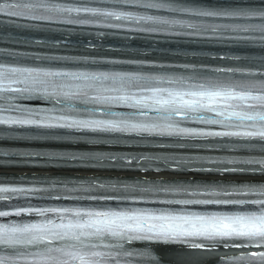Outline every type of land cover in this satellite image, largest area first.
<instances>
[{
    "label": "snow or ice",
    "instance_id": "snow-or-ice-1",
    "mask_svg": "<svg viewBox=\"0 0 264 264\" xmlns=\"http://www.w3.org/2000/svg\"><path fill=\"white\" fill-rule=\"evenodd\" d=\"M122 6H134L144 14L131 11H103L87 6H73L68 0H6L0 3V14L25 20L51 23L59 17L69 24H90L89 17H103L142 25L141 32H172L183 30L188 36H213L233 42H254L264 48V2L261 0H115ZM83 14V15H82ZM123 27L122 24L109 25ZM40 27V24L17 25ZM37 43H40L39 41ZM39 60H58L57 57H36ZM236 59H239L238 57ZM264 68V57L261 58ZM191 76L143 78L128 75H110L63 71L42 67H11L0 63V125L28 127L36 130L33 139L71 141L41 145L60 151L0 152L26 158H48V162H77L76 170H131L143 167L150 170L153 160L169 161L185 171L193 159L177 156H127L91 150L102 144L127 143L120 135L136 134L141 141L149 137H241L255 140V146L264 150V71L248 73L254 80H222L202 75L203 66L186 65ZM214 71H221L216 69ZM232 71L235 77V70ZM144 80L143 84L139 81ZM166 83L170 87L158 86ZM137 88L139 92L131 89ZM20 99H35L51 105L50 108L27 107L13 103ZM121 105L132 112L121 113L111 106ZM13 113L14 115H3ZM214 113L210 119L205 114ZM238 121L239 123H233ZM194 122L209 125L243 127L246 131H204L180 127ZM249 122V123H245ZM107 136L108 138H103ZM181 148L187 147L178 143ZM160 147H165L161 143ZM27 162V161H26ZM224 163V162H222ZM227 164L250 167H225L222 171L259 172L264 174V159L230 160ZM205 171V169H200ZM206 171H212L207 169ZM83 179L84 183L77 181ZM52 188L98 191L95 197L104 201L137 202L147 194L183 195L198 197L174 201L181 205H254L255 210L235 215H174L168 213L137 212L132 210L73 211L71 209L21 208L15 213L0 211V217L9 215L55 214L35 223H0V264H142L137 259L158 257L151 252L137 250L136 242H163L187 240L223 241L230 247H255L244 255L228 257L220 264H264V199H232L236 196L264 197V180L228 186L218 182H170L138 180L136 186L123 179L52 178L46 180ZM71 184V187L69 185ZM122 185L123 187H120ZM112 188L113 191L108 189ZM50 189L0 188V193L35 194ZM226 196L227 199L217 197ZM3 198V197H0ZM172 203V202H170ZM239 241V243H236ZM195 247H202L197 243Z\"/></svg>",
    "mask_w": 264,
    "mask_h": 264
},
{
    "label": "bare ground",
    "instance_id": "bare-ground-1",
    "mask_svg": "<svg viewBox=\"0 0 264 264\" xmlns=\"http://www.w3.org/2000/svg\"><path fill=\"white\" fill-rule=\"evenodd\" d=\"M20 172V171H19ZM22 172V171H21ZM139 176L143 177H160V178H173V177H182V178H194V177H201V178H213V179H232V180H264V174H225V175H218V174H206V175H199L193 172H172V171H149V172H139L136 173ZM189 247L186 246H177V245H158L157 252L164 256L165 254H173L176 252H186ZM212 259H205L203 264H211Z\"/></svg>",
    "mask_w": 264,
    "mask_h": 264
},
{
    "label": "rangeland",
    "instance_id": "rangeland-1",
    "mask_svg": "<svg viewBox=\"0 0 264 264\" xmlns=\"http://www.w3.org/2000/svg\"><path fill=\"white\" fill-rule=\"evenodd\" d=\"M0 170L3 171H13V172H31V171H52L56 170L53 168H37V167H0ZM64 171H73V172H85V173H96V172H101V173H108L111 171H114L115 173H119L120 171H115V170H93V171H84V170H76V169H60ZM139 172H149V171H139ZM139 172H128L124 174H130V173H139ZM164 172V171H162Z\"/></svg>",
    "mask_w": 264,
    "mask_h": 264
}]
</instances>
